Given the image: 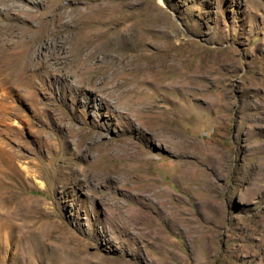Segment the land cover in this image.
Instances as JSON below:
<instances>
[{"label": "rangeland", "instance_id": "374dc122", "mask_svg": "<svg viewBox=\"0 0 264 264\" xmlns=\"http://www.w3.org/2000/svg\"><path fill=\"white\" fill-rule=\"evenodd\" d=\"M0 89V264H264V0H0Z\"/></svg>", "mask_w": 264, "mask_h": 264}, {"label": "bare ground", "instance_id": "6f19581e", "mask_svg": "<svg viewBox=\"0 0 264 264\" xmlns=\"http://www.w3.org/2000/svg\"><path fill=\"white\" fill-rule=\"evenodd\" d=\"M0 90H2V89H0ZM2 92V91H1ZM2 96V95H1ZM1 144V143H0ZM4 149L1 147V145H0V155L1 154H4ZM0 157H2V156H0ZM4 157V156H3ZM2 229V228H1ZM240 248V247H239ZM239 248H238V250H239ZM244 252V251H243ZM251 252V251H250ZM237 253V252H236ZM248 254H250V253H248Z\"/></svg>", "mask_w": 264, "mask_h": 264}]
</instances>
